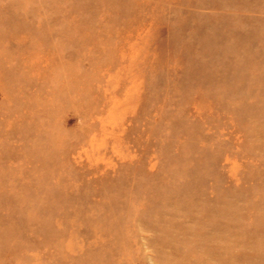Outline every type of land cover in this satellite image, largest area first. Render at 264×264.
I'll return each mask as SVG.
<instances>
[{
    "label": "rangeland",
    "instance_id": "1",
    "mask_svg": "<svg viewBox=\"0 0 264 264\" xmlns=\"http://www.w3.org/2000/svg\"><path fill=\"white\" fill-rule=\"evenodd\" d=\"M0 264H264V0H0Z\"/></svg>",
    "mask_w": 264,
    "mask_h": 264
}]
</instances>
